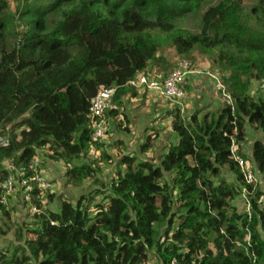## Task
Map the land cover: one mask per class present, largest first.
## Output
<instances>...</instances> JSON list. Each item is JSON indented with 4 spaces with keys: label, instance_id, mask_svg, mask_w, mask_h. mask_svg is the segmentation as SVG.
<instances>
[{
    "label": "trees",
    "instance_id": "1",
    "mask_svg": "<svg viewBox=\"0 0 264 264\" xmlns=\"http://www.w3.org/2000/svg\"><path fill=\"white\" fill-rule=\"evenodd\" d=\"M206 1L18 0L11 12L0 0V130H17L0 148L3 175L5 159L27 164L51 148L39 153L42 169L60 159L67 183L104 187L100 168L84 161L106 137L92 139L90 100L115 87L104 114L117 115L125 92H138L128 81L141 72L155 78L149 66H160L167 46L210 53L228 72L231 98L200 118L172 110L175 141L158 161L122 152V168L95 191L99 201L61 198L53 209L42 204L50 188L33 198L41 211L18 232L28 251L18 246L7 257L0 249V264H264V141L246 146L247 124L264 133V94H248L264 78V0H217L202 10ZM194 13L197 31L176 29ZM232 141L255 181L231 157ZM13 209L0 203L5 215Z\"/></svg>",
    "mask_w": 264,
    "mask_h": 264
},
{
    "label": "rangeland",
    "instance_id": "2",
    "mask_svg": "<svg viewBox=\"0 0 264 264\" xmlns=\"http://www.w3.org/2000/svg\"><path fill=\"white\" fill-rule=\"evenodd\" d=\"M8 2L10 11H17L18 0H8ZM216 2L217 0H207L203 3L202 10ZM199 25L197 13H194L185 16L181 20L180 25H176V29L180 30L182 28L184 30L197 31ZM164 36L165 34H162L158 37L167 39ZM164 50L167 54H162L163 59L160 61V66L154 64L149 66L150 73L155 78L162 76L164 72H170L182 58L188 59L193 67L199 71V74L189 79L190 83L185 87L186 93L183 98L175 101H166L156 97L151 91L143 90L136 92L135 95L131 94V89L126 91L123 97V106L120 107L118 114L114 117L104 114L109 130L106 137L102 140L104 143L103 148L91 150L89 156L84 159L85 162H90L100 168L97 171V176L99 181L105 186H99L90 179H85L78 186L69 184L65 177V163L60 159H48L44 161L42 173L50 183V190L44 196L43 205L57 209L61 198L76 201L82 196L87 198L94 197V200L99 201L102 196L101 194L95 195V191L105 190L109 181L115 177L116 170L119 167L122 168L121 165H118L122 152L126 151L127 153L135 154L140 159L147 158L158 161L166 147L175 141L174 133L170 126L173 117L171 114L172 110L178 108L185 116L195 113L200 118L205 112L216 110L226 103H231L228 86L224 81V77L228 75V72L214 64L210 53L193 49L186 55H179L174 53L171 46L165 47ZM164 68L165 70H163ZM208 74L220 77L223 83L221 90L216 89ZM259 93L264 94V78L260 81L252 80L250 83L249 96L255 98ZM5 132L12 135L17 130H12L9 126L6 127ZM7 135L10 137L9 134ZM148 136H155L156 138L151 148L142 152L140 150L141 145ZM246 139V146L249 147L255 139L264 141V133L253 125L247 124ZM118 140L123 143L115 146L113 143ZM48 149L52 153V149ZM102 149L105 153L101 154ZM105 154L107 157H105ZM9 160L13 159H5V161ZM260 182L261 187L264 188V179H261ZM49 195L53 196L52 200L49 199ZM93 203H91V206H93ZM12 204L16 207V210L13 209L8 215H5L0 210V249L5 252L7 257L18 246L26 248L24 241L18 239V232H25L26 228L31 227L30 224L34 221V217L31 216L33 213H31L29 208L21 209L18 205H15L13 199ZM30 264H36L35 260L31 259Z\"/></svg>",
    "mask_w": 264,
    "mask_h": 264
},
{
    "label": "built area",
    "instance_id": "3",
    "mask_svg": "<svg viewBox=\"0 0 264 264\" xmlns=\"http://www.w3.org/2000/svg\"><path fill=\"white\" fill-rule=\"evenodd\" d=\"M198 72L188 59L182 58L165 76L150 78L145 73H139L130 79L128 84L138 89V91L147 89L159 98L175 101L183 98L186 93L185 86L190 83L189 77L199 74ZM208 75L211 77L212 84L216 86V89L221 90L223 83L220 77L212 74ZM114 92L115 87L100 88L90 100L91 136L94 140L104 138L109 130L104 113L112 105L111 100ZM9 141V136L0 130V148L8 146ZM42 151L51 153V150L48 148H40L27 164H16L12 160L4 163V169H6L7 173L3 175L0 171V203L6 209H9L13 199L21 209L27 207L31 213H40L41 207L33 201V198L40 199L44 191L50 188L49 181L46 180V177L42 173V159L39 157V153ZM230 152L233 160L241 167L245 181L249 183L255 181L253 172L251 169L246 168V161L242 154L238 152L234 141L230 144ZM34 190H38L36 194H34ZM150 263L146 262L144 264ZM170 264L180 263L176 259H172Z\"/></svg>",
    "mask_w": 264,
    "mask_h": 264
},
{
    "label": "crops",
    "instance_id": "4",
    "mask_svg": "<svg viewBox=\"0 0 264 264\" xmlns=\"http://www.w3.org/2000/svg\"><path fill=\"white\" fill-rule=\"evenodd\" d=\"M195 75H191L190 77H189V79H191V78H193ZM188 86V85H187ZM139 92V91H138ZM155 96H156V94H155ZM157 97V96H156ZM161 99V98H160ZM115 130V129H114Z\"/></svg>",
    "mask_w": 264,
    "mask_h": 264
}]
</instances>
